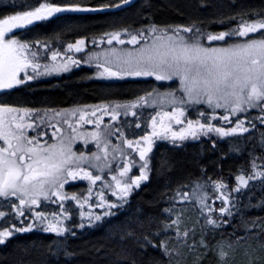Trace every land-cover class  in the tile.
Masks as SVG:
<instances>
[{
    "label": "snow or ice",
    "instance_id": "snow-or-ice-1",
    "mask_svg": "<svg viewBox=\"0 0 264 264\" xmlns=\"http://www.w3.org/2000/svg\"><path fill=\"white\" fill-rule=\"evenodd\" d=\"M199 2L207 5L208 0ZM132 3L11 0L3 5L11 10L0 13V90L15 91L27 81L82 64L95 66L87 79L154 77L176 86L153 87L132 100H101L58 110L0 98V246L6 247L17 234L35 231L52 236L39 241L41 264H66L84 251L107 264H180L176 258L182 253L185 258L193 255L191 264H204L209 255H215L217 264H231L230 252L237 248L243 249L245 264H264V217L249 222L243 214V209L264 207V196L252 203L256 191L264 193V3L219 11L207 23H158L145 12L147 23L134 27L113 21L105 31L68 42L63 51L53 44L62 45L63 36L78 26L64 24L44 39L23 38L38 22L104 15ZM211 24L230 27L210 31ZM76 54L86 55L78 59ZM148 108L154 113L150 120L143 116ZM104 116L109 117L107 123ZM122 119L116 127L113 122ZM85 124L94 127L81 131ZM49 127L54 129L52 143ZM244 137V145H230V151L241 153L254 141L247 147L248 167L229 173L234 184L223 176L213 179L199 165L198 176L166 180L156 201L164 205L158 213L137 208L124 214L134 191L153 171L166 173L173 167L167 159L154 164L158 141L183 146L207 138L215 147L219 140ZM76 140H91L97 150L74 151ZM134 169L138 174H132ZM81 179L88 182L86 189L65 190L69 181ZM187 206L197 212L190 227L184 219ZM237 218L242 229L234 223ZM105 225L104 239L113 241L112 246L92 243L90 249L73 250L72 239ZM225 227L232 228L228 238L211 243L209 232L214 235ZM29 243L39 250L37 241ZM20 250L29 254V245ZM15 264L29 262L21 257Z\"/></svg>",
    "mask_w": 264,
    "mask_h": 264
},
{
    "label": "trees",
    "instance_id": "trees-1",
    "mask_svg": "<svg viewBox=\"0 0 264 264\" xmlns=\"http://www.w3.org/2000/svg\"><path fill=\"white\" fill-rule=\"evenodd\" d=\"M10 2L11 0H0V13L11 10L3 7V5H7ZM16 2L19 3L20 0H16ZM26 2L35 4L36 0H26ZM146 3L151 6L145 7ZM262 3H264V0H235L234 5L232 0H208L207 5H201L199 0H133L131 7L125 8L123 11H112L104 15H72L62 17L61 20L38 22L35 27H31L24 34L23 38L44 39L46 36H51L54 31L60 29L64 24L78 26L77 31L63 36L62 45L53 44V47L59 46L62 49L68 42H74L76 38L85 33H99L107 30L113 24V21L134 27H138L140 23H147V20L143 19L145 12L149 13L158 23H189L192 19H203L207 23L219 11L231 12L238 10L241 5L259 6ZM227 27H230V25L211 24L209 25V30L220 31ZM85 55L83 58H85ZM95 70L94 65L82 64L68 72L52 73L50 74L51 76H40L36 78L38 81L6 93L5 99L21 106L38 109L45 106L58 107V110L76 104H94L101 100H132L137 96L143 95L146 91H151L153 87L162 90L165 88L164 86L174 87L175 84L172 82H158L155 78L147 77L111 78V80L87 79L86 77L90 76ZM29 72H31V69H29ZM42 78L45 80L50 79L44 81ZM150 114L154 113H152L151 108H148L143 113V116L150 120ZM129 118H131V113H129ZM103 119L105 123L109 121L107 116H104ZM122 122L123 119L120 122L113 123L116 127H120ZM93 127V125L85 124L81 131H88ZM64 128L65 133H67V127L64 126ZM138 134L142 135L143 133L138 132ZM246 140L247 137L236 141L223 139L219 140L215 147L212 146L211 140L207 138H202L199 142L189 140L183 146H173L168 141H158L153 150L154 164L158 166L161 160L167 159L173 167L166 173L153 171L149 180L142 182L141 187L134 191L130 205H128L124 214L134 213L137 208H143L145 212L158 213L164 205L157 204L156 201L158 200V193L163 189L166 180L171 178L175 181L178 178H186L190 175L193 177L198 176L200 174L199 165H204L213 179L223 176L230 184H234V176H229V173H236L241 166L248 167L250 157L248 156L247 147H251V143L254 141L248 142L247 147L241 153L230 151V145L233 143L244 145ZM77 142L78 144L73 143L74 151L77 149L91 153L97 150L95 142L91 140L87 144L83 140H78ZM113 143H116L115 139H113ZM256 151L259 154L260 149L257 148ZM93 171L95 172L94 169ZM132 174H138V169H134ZM105 179L110 180V177L105 174ZM78 181V183L69 181L68 184L70 186L65 190L68 192L84 190L85 187L82 186V183L86 180L81 179ZM262 196H264V193L256 191L252 203L255 204ZM110 198L112 197L110 196ZM219 206L220 204L217 201L216 207L218 208ZM186 209L187 211L185 212L189 215L185 217L184 212V219L190 227L197 220V212L191 206H187ZM243 214L251 222V218L264 217V207L243 209ZM120 218L122 219L123 216ZM234 223L240 229L243 228L239 218ZM106 227L105 225L102 228L93 229L85 233L81 239H72L70 244L73 250L80 252L81 249H90L92 243L97 245L105 244L107 247L112 246L114 244L113 241L104 239ZM231 231V227H225L218 230L214 235L209 232V241L214 243L216 240L227 239L228 233ZM51 238V234L36 233L35 231L17 234L14 239L10 238L6 247L0 246V264H15L21 257L28 261L29 264H41L43 248L39 245V241L47 242ZM33 240L37 241L39 250L31 247L29 242ZM21 245H29V254L25 255L21 252ZM152 255H159V253L154 252ZM193 258L192 254L185 258L182 253L176 259L180 264H191ZM245 259L242 248H237L235 252H230L229 260L231 264H245ZM66 264H107V261L97 257L92 251H84L74 257L72 261L66 262ZM204 264H217L215 255H209L204 260Z\"/></svg>",
    "mask_w": 264,
    "mask_h": 264
},
{
    "label": "flooded vegetation",
    "instance_id": "flooded-vegetation-1",
    "mask_svg": "<svg viewBox=\"0 0 264 264\" xmlns=\"http://www.w3.org/2000/svg\"><path fill=\"white\" fill-rule=\"evenodd\" d=\"M29 74H31V72H29ZM51 76V75H50ZM44 81H47L48 79H50V78H48V79H44V78H42ZM41 80V79H40ZM36 81H38V80H33V81H27L26 82V84L25 85H28L29 83H32V82H36ZM41 82V81H40ZM25 85H22V86H25ZM22 86H17V89L18 88H20V87H22ZM10 92H13V90H7V92H5V90H0V93H2L3 95H0V98H2V99H5V97H6V93H10ZM43 108H48V109H57L58 107H47V106H45V107H43ZM39 109H41V108H39ZM55 124V121H53V125ZM53 127H49L48 129H47V137H48V143H52L53 142V140L55 139V137H52V132H53ZM29 133L30 134H35V133H33L31 130H29ZM79 181H75V182H72V183H78ZM85 182V183H84ZM71 183V184H72ZM70 186V184H67L66 186H65V189H67V187H69ZM82 186H84L85 187V189L88 187V182L87 181H83V183H82ZM70 192H72V191H70Z\"/></svg>",
    "mask_w": 264,
    "mask_h": 264
},
{
    "label": "rangeland",
    "instance_id": "rangeland-1",
    "mask_svg": "<svg viewBox=\"0 0 264 264\" xmlns=\"http://www.w3.org/2000/svg\"><path fill=\"white\" fill-rule=\"evenodd\" d=\"M64 47H65V46H64ZM60 48H61V47H60ZM63 50H64V48L61 49V51H63ZM76 55H77V58H83V56H84V55H80V54H76ZM46 59L50 61V59H51V57H50V53L48 54V56L46 57ZM83 59H84V58H83ZM42 62H43V61H42ZM134 78H136V77H134ZM147 78H154V77H147ZM175 86H176V84H174V87H175ZM164 87L167 88V87H173V86H164ZM162 90H163V89H162ZM77 141H78V140L75 141V144H78ZM80 141H81V140H80ZM75 144H74V145H75ZM76 147H78V145H76ZM75 151H77V152H81L80 150H77V149H76ZM186 211H187V209H186ZM188 215H189V214L185 212V217H188Z\"/></svg>",
    "mask_w": 264,
    "mask_h": 264
}]
</instances>
